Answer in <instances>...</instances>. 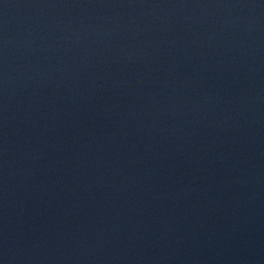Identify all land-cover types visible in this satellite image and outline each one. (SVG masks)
<instances>
[{
	"label": "water",
	"instance_id": "1",
	"mask_svg": "<svg viewBox=\"0 0 264 264\" xmlns=\"http://www.w3.org/2000/svg\"><path fill=\"white\" fill-rule=\"evenodd\" d=\"M0 264H264V0H0Z\"/></svg>",
	"mask_w": 264,
	"mask_h": 264
}]
</instances>
